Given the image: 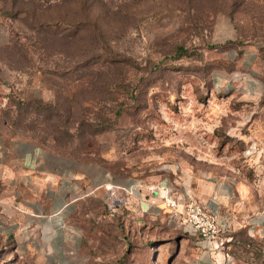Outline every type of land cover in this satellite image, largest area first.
Returning a JSON list of instances; mask_svg holds the SVG:
<instances>
[{
	"label": "rangeland",
	"instance_id": "374dc122",
	"mask_svg": "<svg viewBox=\"0 0 264 264\" xmlns=\"http://www.w3.org/2000/svg\"><path fill=\"white\" fill-rule=\"evenodd\" d=\"M103 2L69 36L0 0V129L120 178L232 177L236 219L264 213V95L219 91L246 48L264 88V0ZM67 226L77 247L70 235L0 234V264H193L186 225L137 222L98 192ZM30 239L47 250L27 249ZM222 251L264 264V234L237 223Z\"/></svg>",
	"mask_w": 264,
	"mask_h": 264
},
{
	"label": "crops",
	"instance_id": "0c3cea01",
	"mask_svg": "<svg viewBox=\"0 0 264 264\" xmlns=\"http://www.w3.org/2000/svg\"><path fill=\"white\" fill-rule=\"evenodd\" d=\"M232 55L227 56L229 62L233 60ZM254 58L253 49H244L234 61L235 67L223 77L219 91L237 93L245 101L263 97V84L252 72ZM236 74L240 75L239 79L232 77ZM227 78L230 81L226 82ZM165 188L171 189L180 203L189 199L198 201L217 215L226 228L216 241L208 244L185 227L194 237L193 264H229L222 244L224 236L237 223L250 226V231L255 234H264V213L254 216L237 213L240 218L236 219L234 211L239 208V203L237 184L232 177L178 175L171 170L158 178H120L98 164L81 162L72 155L0 129L1 235H70L77 247L80 242L78 230H69L67 220L77 211V202L95 192L102 194L107 204L112 198L119 211L137 222L145 219L174 223L170 209L160 197ZM41 243L37 246L30 239L26 246L30 250L46 251V246L42 248Z\"/></svg>",
	"mask_w": 264,
	"mask_h": 264
},
{
	"label": "trees",
	"instance_id": "16d2710c",
	"mask_svg": "<svg viewBox=\"0 0 264 264\" xmlns=\"http://www.w3.org/2000/svg\"><path fill=\"white\" fill-rule=\"evenodd\" d=\"M97 4L104 6L103 0H11L10 6L14 12L28 14V20L45 34L62 29L63 35L70 36L75 33L72 28L91 25Z\"/></svg>",
	"mask_w": 264,
	"mask_h": 264
},
{
	"label": "built area",
	"instance_id": "2783aa9c",
	"mask_svg": "<svg viewBox=\"0 0 264 264\" xmlns=\"http://www.w3.org/2000/svg\"><path fill=\"white\" fill-rule=\"evenodd\" d=\"M165 206L171 211V219L186 225L192 232L199 235L202 241L210 244L216 241L219 235L226 230L217 215L209 211L204 205L194 199L180 203L174 192L165 188L160 193ZM225 259L232 263L230 255Z\"/></svg>",
	"mask_w": 264,
	"mask_h": 264
}]
</instances>
